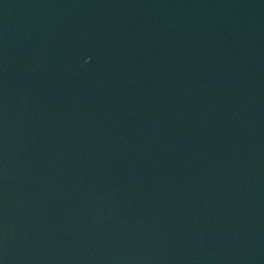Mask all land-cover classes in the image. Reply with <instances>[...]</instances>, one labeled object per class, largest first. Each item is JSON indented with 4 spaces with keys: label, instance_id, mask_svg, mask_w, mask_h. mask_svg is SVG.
Listing matches in <instances>:
<instances>
[{
    "label": "water",
    "instance_id": "1",
    "mask_svg": "<svg viewBox=\"0 0 264 264\" xmlns=\"http://www.w3.org/2000/svg\"><path fill=\"white\" fill-rule=\"evenodd\" d=\"M0 264H264V0H0Z\"/></svg>",
    "mask_w": 264,
    "mask_h": 264
}]
</instances>
